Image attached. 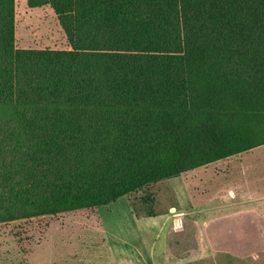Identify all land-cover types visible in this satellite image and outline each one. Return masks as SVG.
<instances>
[{"label":"trees","instance_id":"trees-1","mask_svg":"<svg viewBox=\"0 0 264 264\" xmlns=\"http://www.w3.org/2000/svg\"><path fill=\"white\" fill-rule=\"evenodd\" d=\"M177 1L26 0L52 7L66 51L16 48L0 0V223L264 145V0H180L181 23Z\"/></svg>","mask_w":264,"mask_h":264},{"label":"rangeland","instance_id":"rangeland-1","mask_svg":"<svg viewBox=\"0 0 264 264\" xmlns=\"http://www.w3.org/2000/svg\"><path fill=\"white\" fill-rule=\"evenodd\" d=\"M14 2L16 48L70 50L50 5ZM175 3L181 23V2ZM231 159L235 172L251 168L245 169L251 172L249 193L264 196V145ZM225 161L152 183L105 206L0 223V264H264V213L239 217L232 210L238 212L215 218L198 216L191 207L201 200L204 180H221L215 170Z\"/></svg>","mask_w":264,"mask_h":264},{"label":"crops","instance_id":"crops-1","mask_svg":"<svg viewBox=\"0 0 264 264\" xmlns=\"http://www.w3.org/2000/svg\"><path fill=\"white\" fill-rule=\"evenodd\" d=\"M239 155L240 154L235 156H239ZM231 157L222 159V160H226L225 163L221 165V168L218 169L216 168L215 170V177L216 178L220 177L221 178L220 181H217L216 183V179L213 178V180L209 181L208 183L206 182V180H204V182L200 184L203 186L201 188L199 187V196H201L200 197L201 200L200 202H198L197 206H191L193 209H195V212L198 216H200L201 213H203L206 215L208 214L210 217L216 218L222 212L225 213L227 212L229 216H234L232 214H235L236 212L239 211L238 214L239 217L243 216L242 214H244V216L247 217L245 212L255 213L258 211L264 213V196H252L248 191V188L249 190H251L250 187L251 185L250 184L248 185L246 175L249 176L251 172L247 174L245 173V169L249 170L251 168L248 166V167H244L243 169H240V172L233 171L232 161H229L232 160ZM222 160H218V161H222ZM237 160L241 161L240 159ZM210 164L204 166H208ZM234 175H236L235 182L231 181ZM229 183H231L232 186H229ZM210 185L213 188H215L214 191L213 189H211ZM256 189L258 190L257 187ZM232 210H238V211L233 212ZM174 211H178V210L174 209ZM148 219H153V218H148Z\"/></svg>","mask_w":264,"mask_h":264},{"label":"built area","instance_id":"built-area-1","mask_svg":"<svg viewBox=\"0 0 264 264\" xmlns=\"http://www.w3.org/2000/svg\"><path fill=\"white\" fill-rule=\"evenodd\" d=\"M179 225V224H178ZM178 225H177V227H178Z\"/></svg>","mask_w":264,"mask_h":264}]
</instances>
